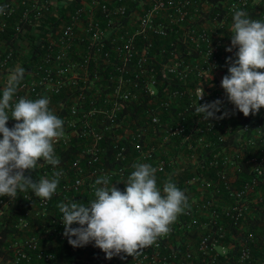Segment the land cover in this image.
<instances>
[{"label":"built area","instance_id":"obj_1","mask_svg":"<svg viewBox=\"0 0 264 264\" xmlns=\"http://www.w3.org/2000/svg\"><path fill=\"white\" fill-rule=\"evenodd\" d=\"M218 1L214 6L209 0H91L73 6L14 97H46L50 110L64 121V136L54 143L60 164L54 167L41 160L37 165L42 178L62 173L57 191L50 200L32 191L21 193L27 205L16 217L18 229L27 230L31 217L48 214L54 198L59 203L79 202L88 195L94 199V187H99L95 181L101 176L120 181L118 188L125 190L124 181L136 163L167 171L174 162L169 148L186 143L194 151L210 148L198 162L215 168L213 177L197 171L188 183L223 184L229 201L220 203L214 191L186 209L187 218L177 219L167 236L138 257L121 253L126 259H107L103 252L102 264H264V227L245 229L239 236L230 228L242 224L250 203L264 204V107L243 120L244 114L221 87L229 74L227 57L238 51H226L234 13L242 10L264 21V0ZM18 2L16 10L14 0H0V30L15 16L14 29L25 37L24 23L46 18L50 2ZM78 20L83 21V32ZM13 54V48L0 51L1 72L8 69ZM203 89L199 102L221 99L228 117L210 123L198 116L194 108ZM15 123L10 118L7 126ZM106 151L112 163L101 159ZM10 203L9 197H0V217ZM62 215L46 233L68 239ZM184 229L195 232L185 242ZM71 247L77 255L68 264H91L83 253H76L78 247ZM12 248L10 264L32 259L58 264L57 252L45 248L35 233L26 232ZM81 248L98 249L94 242Z\"/></svg>","mask_w":264,"mask_h":264},{"label":"clouds","instance_id":"obj_2","mask_svg":"<svg viewBox=\"0 0 264 264\" xmlns=\"http://www.w3.org/2000/svg\"><path fill=\"white\" fill-rule=\"evenodd\" d=\"M233 20L231 46L226 51H238L235 58L227 57L229 74L222 78L221 87L227 100L247 117L259 114L264 107V21L253 20L242 10L234 13ZM24 75L25 70L16 67L0 96V197L7 196L14 202L18 192L31 190L36 197L50 200L62 173L57 171L54 178L37 181L30 173L41 160L54 167L60 164L54 143L64 136V121L50 110L46 97L14 100ZM204 95L203 89L194 108L201 119L211 123L230 115L228 110L222 111L225 106L221 99L201 104ZM10 118L17 121L11 128L7 126ZM133 168L124 181L125 190H120L110 177L101 176L95 181L99 185L94 187L95 198L88 203L57 205L63 214L64 235L73 247L94 242L107 259H126L121 253L136 258L144 248L157 244L158 238L167 236L170 226L190 207L185 192L171 179L162 189L158 187L157 168L146 163H136Z\"/></svg>","mask_w":264,"mask_h":264},{"label":"trees","instance_id":"obj_3","mask_svg":"<svg viewBox=\"0 0 264 264\" xmlns=\"http://www.w3.org/2000/svg\"><path fill=\"white\" fill-rule=\"evenodd\" d=\"M212 5L216 6L220 4L221 2L218 0H209ZM69 18V15L67 12H60L58 16L49 15L46 18H44L42 21L35 22V23H27L25 22L24 25L26 26V36L29 37V48H30V54L23 58H18L19 48L17 44L18 37L20 38V34L17 33L14 29V17H9L8 23L6 24L5 28L3 30H0V39L4 40V45L0 47V51L4 50L5 48H13L14 54L13 59L10 61V68L6 71L1 72L0 71V83L6 86L8 78L10 74L15 70L16 67H22L26 71L33 66L43 55L45 52L47 46H48V38L51 34H53L57 28L64 23ZM15 59H19V65L18 66H12L13 61ZM26 75V74H25ZM24 75V76H25ZM0 96H2V92L0 93ZM136 110H138L137 107H133ZM140 109V108H139ZM133 114L134 112L131 111ZM248 117V116H247ZM247 117H242L241 119H245ZM237 122V121H235ZM238 123V122H237ZM101 143H104V141H101ZM210 148L203 147L197 150H192L187 146L186 143L180 147H170L168 150L169 157H172L174 159V162L171 163L167 169L169 172H157V183L158 187L161 189L163 188V184L171 179L176 185L185 192L186 196L188 197V203L190 207H196L199 202L204 199L205 197H209L210 195L215 193L217 196H224L226 194V191L223 187V184L216 183V186L209 184V185H199V183H188V178L194 175L195 172H203L206 176L213 177L215 168H211L208 165H203L201 167L200 161L201 157H203V154H207L209 152ZM106 163H112V154L110 151H106L102 154L101 158ZM199 160V162H198ZM115 162V160H114ZM40 169L36 168L35 171L31 172L32 179L34 181L39 180L41 177V173L39 171ZM133 172V171H132ZM29 172L26 171V175H28ZM114 184H116L117 187H120V182H117L118 180H113ZM31 191V190H29ZM91 198H89V195L86 196L84 199H81L79 201L80 203H88ZM59 204V199L54 198L49 205V212L46 215L39 216L35 221L34 219L31 220V229L32 233H35L38 238L42 235L46 234V226L49 224L55 225V221L57 219L58 214L60 213L59 208L57 205ZM26 206V200L22 197L21 193L18 192V198L16 199L15 205L7 212L5 222L0 227V253H3L5 250H8L10 252L11 258L13 256V248L11 241L5 240V237L3 236L4 232H14L17 233V228L14 227L13 221L14 218L20 214L22 209ZM202 212H205L204 210ZM246 216L242 220V224H236L233 226H230L231 230L235 231L236 236H239L245 229H255L259 228L262 225V228L264 227V204L261 203H250L248 206V209L246 211ZM3 217V218H4ZM184 219L187 218L186 214H180L177 219ZM195 229V228H194ZM193 230V228H192ZM195 232L191 231V229L187 230L184 229V242L187 238L194 235ZM178 235V233H174V238ZM60 245H61V251L60 254H58V258L61 259V255L67 256V264L68 260L73 257L74 255H77L72 252L71 244L68 242V239H59ZM83 248L78 247L76 250V253H81ZM224 260H226L224 258Z\"/></svg>","mask_w":264,"mask_h":264},{"label":"crops","instance_id":"obj_4","mask_svg":"<svg viewBox=\"0 0 264 264\" xmlns=\"http://www.w3.org/2000/svg\"><path fill=\"white\" fill-rule=\"evenodd\" d=\"M14 1H15L16 10H18L20 8L19 7L20 4H19L18 0H14ZM48 1L50 2V9L47 13V16H49V15L58 16L60 14V12H67L69 15V12L71 11V9L73 8V6L75 4L82 2V4L88 5L91 2V0H48ZM1 16H2V14L0 12V20H1ZM13 17L15 18V16H13ZM77 27H78V30L80 32H83L84 25H83L82 20H78ZM29 42H30V39H29V37L26 36V34H25V37H20V38L18 37V39H17V44H18V48H19L18 49L19 50L18 58H23V57H26L30 54ZM4 44H5L4 40L0 39V47H2ZM19 62H20L19 59H15L13 61L14 65H12V66H18ZM10 67L11 66H9V68ZM4 87L5 86L0 83V93L2 92V89ZM218 201L220 203H226L229 200L225 196H218ZM15 202H16V200H15ZM15 202L10 203L7 206H5V212L0 217V227L5 222L6 217H4V216H6L7 212L15 205ZM34 218H37V217H31L30 222ZM15 220H16V217L14 218L13 224H15ZM35 220L36 219H34L33 221H35ZM14 227L17 228L15 225H14ZM73 227H75V224L73 225ZM259 228H262V225ZM17 230H18L17 233L4 232L3 236L5 237V240L13 242L16 239H21L22 236L26 232H31L30 230H33V229H31V224H29V227L27 228V230H22V229H18V228H17ZM39 241L41 242V244L45 248L53 249L57 252V254H60V251H61L60 240L55 235L48 234V233H47V235L44 234L41 237H39ZM81 253H83V255H85V257H87V259L90 260L91 264H102L101 254L103 253V251L100 248H98L97 250L82 249ZM10 262H11V255H10V252L8 250H5L3 253H0V264H10ZM57 263L58 264H67V256L61 255V259L58 258ZM28 264H40V263L37 260L32 259V261Z\"/></svg>","mask_w":264,"mask_h":264}]
</instances>
